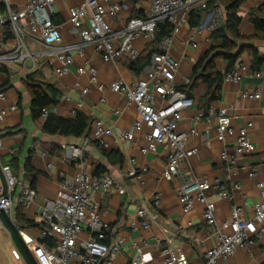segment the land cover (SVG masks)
<instances>
[{
  "label": "built area",
  "instance_id": "1",
  "mask_svg": "<svg viewBox=\"0 0 264 264\" xmlns=\"http://www.w3.org/2000/svg\"><path fill=\"white\" fill-rule=\"evenodd\" d=\"M1 3L3 11L0 10V29L9 23L16 42L9 49L3 44L0 66L10 60L25 62L33 58L26 39L36 37L55 56L57 65L54 74L58 78L71 73L75 56L83 55L88 46H93L105 62H117L126 58L129 64L133 63L141 55L136 46L137 41L143 39L146 45L151 43L161 22L167 21L173 26L172 34L160 43V51L153 54L151 64L144 70V77L131 83L117 80L109 86L111 91L125 98L127 106L137 109L139 118L131 129L114 131L103 120H95L89 134L83 137V144L69 148L76 165L75 175L62 181L54 197L42 199L37 211L41 239L20 229V235L37 264L115 263L122 251L124 239L112 236L111 225L105 219V209L94 199V195L98 192L108 194L113 189L124 195L126 189L110 173H91L86 168L85 149L94 142L104 150L113 147L121 149L133 144L136 133L144 130L145 146L141 148V153L155 154L159 150L165 153L167 160L163 178L168 181L182 179L178 195L184 210L192 211L197 201L204 205L203 219L212 228L215 239L213 247L203 253L204 264H225L239 249L251 252L255 239L264 237V182L257 185L261 200L254 204L251 216H248L244 203L234 204L230 218L223 222L217 220V202L209 200L208 193L214 190L217 198H233V190L239 187V183L230 182L231 177L238 174L244 168L245 160L256 152L249 134L254 126L253 122L235 128L232 106L223 107L217 113L218 141L226 143L229 136L235 135L231 146H226L221 151L227 183L196 175L191 159L199 154V148L190 147L189 138L198 133L195 130L187 132L180 129L183 112L193 107L196 101L178 88L181 60L173 54L175 40L182 33L183 27H187L190 32L184 40L185 45L198 48L197 38L204 31L210 33L207 43L211 44L212 32L225 20V10L222 7L207 13L200 26L191 27L190 13L195 9H207L209 0H151L150 8L144 16H132L123 27L113 29L109 19L121 18L124 11L130 10L129 3L83 0L81 4L69 8V21L77 40L65 43L61 28L54 21L57 0H1ZM78 73L88 75L92 84L104 90L94 67H80ZM258 75V71L244 64H236L231 71L225 73L224 81L240 83L246 76ZM190 83L191 79L186 77L182 85ZM75 87L79 88L80 83H75ZM88 93V88L82 90L83 95ZM242 97L261 99L262 95L259 91L245 90ZM6 100V93L0 91V102ZM60 100L71 101L72 97L63 94ZM101 101L105 102V99ZM57 105L52 108L57 110ZM17 110V105L0 107V129L7 115ZM50 113L49 109L45 110L42 119L45 120ZM115 113L118 114L119 111ZM130 162L131 167L124 176L142 178L148 172L147 166L136 168V158L133 157ZM2 172L6 185L0 175V216L11 214L15 203L29 208L38 198L37 189L26 180L14 176L8 165L2 166ZM249 176L255 178L257 172L251 170ZM161 200V194L156 192L152 203L160 206ZM147 215L146 207L140 206L137 216L144 228L149 227ZM138 224L134 220L131 227L135 229ZM148 247L146 239L132 240L131 248L135 255L130 264H152V254L146 250ZM162 252L164 264H187L185 258L171 245L164 247Z\"/></svg>",
  "mask_w": 264,
  "mask_h": 264
},
{
  "label": "crops",
  "instance_id": "2",
  "mask_svg": "<svg viewBox=\"0 0 264 264\" xmlns=\"http://www.w3.org/2000/svg\"><path fill=\"white\" fill-rule=\"evenodd\" d=\"M82 1L59 0L55 5L54 21L60 26L66 42L77 40L76 35L72 32L73 26L69 21V8L81 4ZM116 1L129 3L131 8L129 11H124L118 20L109 19L113 29L123 27L132 16H144L151 5V0ZM253 1L255 4L245 8V12H241L243 4L239 9L242 18L240 29L242 35L246 37L255 32L250 21L249 11L264 6V0ZM186 34L187 29H184L177 36L172 49L175 57L182 61V67L178 74L180 86H183L184 78H191L194 64L210 47V44L207 43L210 33L204 31L198 36L199 47L195 49L185 45ZM15 42L14 38L5 39L3 28L0 29V50L3 49V44L9 49L15 45ZM26 42L33 58L25 62L10 60L0 66V91H4L7 96L6 102H0V107L18 106L16 112L7 115L0 129L2 143L0 147V175L6 185L2 166L8 165L14 176L29 182L25 173V164L31 156L32 166L39 173L35 183L38 198L29 208H23L21 212L26 220L37 224H25V230L32 237L41 239L40 219L37 216V211L43 198L54 197L62 181L75 175L76 165L69 148L82 145L83 137L49 135L42 131L44 120L35 121L32 117V95L27 86L29 75H33L37 81L55 85L62 95L68 94L72 97L71 101L60 100L57 110L49 108L52 113L65 119H74L78 112H82L90 118L92 123L100 119L111 126L114 131H125L131 129L135 120L139 118V113L135 107L127 106L125 98L121 94L111 91L109 86L117 80L131 83L139 77H144V70L148 66L140 74H136L130 69L129 61L126 58L117 62H105L93 46H88L83 55L75 56L71 73L58 78L54 74L57 60L50 53L51 49L43 45L36 37H28ZM255 44L258 46L262 58L264 42H255ZM136 46L141 55H144L149 47L143 39L137 41ZM262 59L264 60V58ZM216 63L222 70L227 67V62L224 60L218 59ZM236 64H244L254 70L252 55L249 51L244 52ZM80 67H94L98 71L99 82L105 87L104 90H100L98 85L92 84L88 75H80L78 73ZM254 71H258L260 75L246 76L240 83L224 81L221 98L212 102L209 109L202 108V98L207 95L209 89L206 84L201 82L192 93L186 92L187 89L184 90L195 99L196 104L183 112L180 129L187 132L195 130L198 133L189 138V146L199 148V154L191 159V165L198 177H208L211 181L219 179L222 182H228L221 151L226 146H231L235 141V135L229 136L226 143L218 141L216 116L221 108L233 107L231 114L235 128L249 122L254 124L249 130V134L256 147V152L245 160L244 168L231 177L230 182L239 183V187L233 190V198H217L214 190H210L208 193V199L217 202V220L219 222L230 218L234 204L244 203L248 216H251L254 204L261 200V193L257 185L259 182H264V65L260 70ZM77 82L80 83L79 88L75 87ZM84 88L89 89L87 95L82 94ZM245 90L259 91L262 98L245 99L242 97V92ZM101 99H105V102H102ZM115 111H119V113L117 114ZM145 132V130L137 132L135 142L129 146H123L121 149L113 147L110 150H104L95 142L86 146L85 149L86 168L91 173L96 174L98 169L103 174L110 173L126 189L124 195H120L116 189L111 190L108 194L98 192L94 195V199L105 209V219L111 225L112 236L124 239L122 251L114 264H130L135 255L131 248V242L140 239H146L149 243L146 250L152 254V264H164L162 250L168 245L176 248L179 255L185 258L187 264H204V251L215 244L212 228L208 227L203 219L204 205L197 201L192 211L184 210L178 195L182 179L175 178L168 181L163 178L167 160L165 153L162 150L155 154L144 155L141 153V148L145 146ZM31 151L33 152L30 155ZM14 156L19 157V163L10 166V160ZM133 157L138 161L135 165L136 168L148 167V172L142 178L124 176V173L131 167L130 160ZM251 170L257 172L255 178L249 176ZM156 192L161 194L160 206H155L152 203ZM142 205L148 210V228L141 225V220L137 216L138 208ZM18 208L19 205L15 203L11 214L7 215L14 223H16ZM134 220L139 222L135 229L131 227V222ZM0 235L13 245L11 250L13 261L17 264H27L15 246L1 217ZM0 264H2L1 255ZM225 264H264V237L255 239L251 252L239 249Z\"/></svg>",
  "mask_w": 264,
  "mask_h": 264
},
{
  "label": "trees",
  "instance_id": "3",
  "mask_svg": "<svg viewBox=\"0 0 264 264\" xmlns=\"http://www.w3.org/2000/svg\"><path fill=\"white\" fill-rule=\"evenodd\" d=\"M246 0H209L207 9H195L190 13L191 27L200 26L207 13L222 6L225 10L224 22L216 28L211 34V44L209 49L201 56L193 66L191 75V83L186 86H178L182 91L192 93L195 88L202 82L208 86V93L202 98V108L209 109L210 104L221 98L222 85L225 73L231 71L237 62H239L242 54L249 51L252 55V68L260 70L264 65V60L260 56L258 46L255 42H264V6L253 8L249 11L250 21L255 28V32L251 36L242 35L240 26L242 18L239 9ZM0 10L3 11V5L0 4ZM5 39L14 38L11 25L8 23L3 27ZM173 32V26L165 21L158 24L154 40L149 43V47L144 55L133 63H130V69L140 74L147 66L151 64L154 53L159 52V46L162 40L170 36ZM218 59L227 62L225 70L220 68L216 61ZM28 89L32 95L31 112L35 121L42 119L45 110L57 105L60 102L61 91L53 84H47L37 81L33 75H29L27 80ZM92 122L88 116L82 112H78L74 119H65L54 113H50L42 124V131L49 135H61L66 137H85L91 130ZM33 151L30 152V155ZM19 157L14 156L10 160V166L17 165ZM25 173L30 185L35 187L38 172L31 163V156L25 164ZM101 170L96 171V175H102ZM24 207L19 205L16 213V223L10 220L7 215L2 214L1 220L4 226L10 232L13 242L27 264H37L25 245L20 229H25L26 225L36 224L28 221L22 214ZM37 225V224H36ZM40 226V224H39Z\"/></svg>",
  "mask_w": 264,
  "mask_h": 264
},
{
  "label": "rangeland",
  "instance_id": "4",
  "mask_svg": "<svg viewBox=\"0 0 264 264\" xmlns=\"http://www.w3.org/2000/svg\"><path fill=\"white\" fill-rule=\"evenodd\" d=\"M57 2H59V0H57ZM255 2L253 0H247L243 3V9L241 10V12H245V8L251 7L252 5H254ZM69 14V12H68ZM187 29V34L190 32V29L187 27H183L182 30ZM63 35V33H62ZM63 40H64V36H63ZM65 43H68L64 40ZM260 42V41H259ZM180 60V58H178ZM181 67H182V61H181ZM178 82V79H177ZM13 249V245L10 242H7L6 239H4V237H2L0 235V255H1V259H2V264H17L15 261H13L12 255H11V250ZM4 262V263H3Z\"/></svg>",
  "mask_w": 264,
  "mask_h": 264
},
{
  "label": "water",
  "instance_id": "5",
  "mask_svg": "<svg viewBox=\"0 0 264 264\" xmlns=\"http://www.w3.org/2000/svg\"><path fill=\"white\" fill-rule=\"evenodd\" d=\"M262 58H264V55H262Z\"/></svg>",
  "mask_w": 264,
  "mask_h": 264
}]
</instances>
